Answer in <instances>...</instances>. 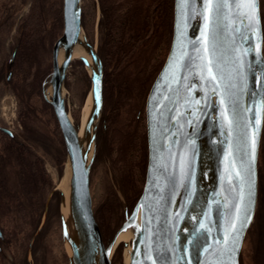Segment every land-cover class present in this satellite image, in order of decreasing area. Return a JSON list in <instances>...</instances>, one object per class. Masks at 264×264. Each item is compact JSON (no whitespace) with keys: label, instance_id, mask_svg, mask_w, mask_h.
I'll return each instance as SVG.
<instances>
[{"label":"water","instance_id":"1","mask_svg":"<svg viewBox=\"0 0 264 264\" xmlns=\"http://www.w3.org/2000/svg\"><path fill=\"white\" fill-rule=\"evenodd\" d=\"M62 18L43 95L66 149L60 223L68 263L110 264L118 235L132 228L127 264H239L256 207L264 116L259 0H173L169 50L145 103L144 184L107 245L93 217L89 191L102 64L81 23V0H63ZM75 57L91 84L81 135L62 96L67 67ZM12 60L13 55L6 64L7 79Z\"/></svg>","mask_w":264,"mask_h":264},{"label":"rangeland","instance_id":"2","mask_svg":"<svg viewBox=\"0 0 264 264\" xmlns=\"http://www.w3.org/2000/svg\"><path fill=\"white\" fill-rule=\"evenodd\" d=\"M120 2H124V0H111V4L113 3L117 7ZM62 5L63 0H0V126L10 129L14 137H18V139L29 137L30 149L41 157L46 175L51 181L50 187L46 191L44 208L41 211H34L28 205L27 200L25 201V198L23 200L17 199L20 203L13 202L10 212L0 211L2 236L0 243L4 255H8L10 262L14 259V262L19 263L26 252L40 260V263L38 260L37 264H68L60 223L61 191L64 190L61 182L62 175L67 168L66 149L52 105L43 95V90L47 86L43 82L48 79L52 70L51 47L63 29ZM261 12L264 19V0H261ZM113 16L117 22L119 19L117 10L113 11ZM60 17L61 21H59ZM101 17L102 13L98 0H81L83 29L85 35L94 41L96 46L100 35L98 21ZM154 24L150 28L151 32L156 30ZM21 30L31 40L30 42L37 43L40 40L41 45L37 47L39 58L30 63L29 70L14 71L13 76L15 78L8 81L6 64L12 57L11 51ZM118 30L115 27L111 29L114 37H118ZM171 34L168 33L165 39L152 45L143 67H129L133 76L139 78L144 75L147 76L146 84L141 91L138 89L136 91L133 87L131 88L136 82L133 80L128 82L131 96L125 102H118L119 123L116 125L113 116L115 109L109 105L106 97L105 79H107V74L112 72L109 78L112 81H114L113 79L117 80L118 73L120 71L125 72L123 69L129 64L125 59L126 54L118 56L116 62L109 58L105 66L102 63L105 95L103 110L101 109L97 126L106 121L109 125L108 132L111 135L108 133L109 136H106L105 141H99L95 137L94 161L92 160L89 172V191L96 223L108 241L112 239L124 221L123 202L125 201L127 205H130L134 195L142 191L145 178L143 176L144 179L142 180L139 172L144 173V175L146 173V169L141 170L140 167L141 156L143 154L144 161L145 147H147L146 97L152 81L167 56ZM262 52L264 53V44L262 45ZM18 55L19 53L16 55V63ZM36 83L37 87L39 84L38 90H36L39 92H28L30 90L28 87L34 89ZM26 86L28 87L25 90ZM90 88V76L87 69L81 60L77 57L73 58L67 67L62 96L71 121L74 123H78L80 120L81 109L89 99ZM113 92L114 96L118 95L119 97V91L113 90ZM47 96L50 98V89H48ZM133 106H135L136 112L132 111ZM106 110L110 112L109 115L104 113ZM139 110L141 113L137 117L136 113ZM108 119L111 120L110 123ZM28 120L37 133L36 135L27 133L25 124ZM118 132L121 136L126 134L133 136L134 140L127 149L121 141L116 139L115 136ZM8 136L7 133L0 130V144L7 140ZM144 142L146 146H144ZM6 171H8L9 183L16 187L18 184L17 177L13 173H9V170ZM258 172L256 208L253 221L243 240L241 264H264V125ZM127 178L131 179L129 185L126 182ZM16 189L20 191L17 187ZM19 194L22 193L19 192ZM47 197H49V201L45 210ZM111 202L116 203V211H109ZM125 243L127 241H120L118 245L115 244L111 251L110 264H125ZM128 243L131 245V242L128 241ZM0 264L9 263L3 262L0 256Z\"/></svg>","mask_w":264,"mask_h":264},{"label":"trees","instance_id":"3","mask_svg":"<svg viewBox=\"0 0 264 264\" xmlns=\"http://www.w3.org/2000/svg\"><path fill=\"white\" fill-rule=\"evenodd\" d=\"M98 2L102 13V17L99 19L98 53L102 63L105 66L109 58L116 62L118 56L126 54L125 59L129 64L123 69L125 72L119 70L117 80L113 79L117 81L116 83L109 78L112 72L107 74V79H105L107 85L106 97L110 103L109 105L115 109L113 116L116 125L119 123L117 116L118 102H125L131 96L128 82L132 80L136 82L134 86H131L136 91L137 89L141 91L146 84L147 76L144 75L142 78L133 76L129 67H143L152 45L165 39L167 34L172 32L173 0H124V2L119 3L118 7L114 6L113 3L111 4V0H98ZM259 7L262 32L264 33L261 0H259ZM114 10L118 11L119 19H117V22L113 16ZM59 21H61V17ZM153 23H155L156 30L151 32L150 28ZM113 27L119 29L118 37H114L111 33ZM30 41L27 36H24L22 43H20L19 55L15 65L18 67L17 71L29 70L30 63L39 58L37 47L41 45L40 40L37 43ZM27 87H25V90ZM38 87L36 83L34 89L28 87L30 88L28 92L36 91ZM113 90L119 91V97L118 95L114 96ZM25 126L27 133L37 134L29 120ZM115 137L124 144L125 149L134 140L132 135L121 136L119 132ZM29 140V137L18 139V137L8 136L7 140L0 144V211L10 212L13 202L20 203L17 199L23 200L24 198L34 211H41L44 208L46 191L49 189L51 181L46 175L41 157L30 149L29 144L31 143H29ZM6 170L17 177L18 184L16 187L20 191L9 183V175H7L8 171ZM126 182L129 185L131 179L127 178ZM19 192L22 194H19ZM110 206V212L117 210L116 203L111 202Z\"/></svg>","mask_w":264,"mask_h":264},{"label":"flooded vegetation","instance_id":"4","mask_svg":"<svg viewBox=\"0 0 264 264\" xmlns=\"http://www.w3.org/2000/svg\"><path fill=\"white\" fill-rule=\"evenodd\" d=\"M99 22V21H98ZM81 23H82V26H83V22H82V18H81ZM99 25V24H98ZM84 28V27H83ZM23 35V36H22ZM25 35H24V31H19V33H18V35H17V41H16V43H15V45H14V47H13V49H12V51H11V54L13 55V60H12V66H11V69H12V71L10 72V75H9V77H8V81H12L11 80V78L13 79V78H15L14 76H13V74H14V71L15 72H17V70H18V67H16L15 65H16V55H17V53H19V50H20V43H22V40H23V37H24ZM87 37V40L91 43V44H93L95 47H96V50H97V54H98V56H99V58H100V61H101V64H102V60H101V57H100V55H99V53H98V44H97V46L95 45V42L94 41H91L89 38H88V36H86ZM56 40V39H55ZM54 40V41H55ZM263 44H264V33H263ZM263 56H264V53H263ZM51 59H52V47H51ZM69 66V65H68ZM103 73V72H102ZM65 76H66V74H65ZM102 78H103V75H102ZM65 79V78H64ZM4 82H5V78H4ZM153 82V81H152ZM10 83V82H9ZM152 84V83H151ZM104 90H103V82H102V88H101V96H102V105H101V109L103 110V103H104V100H103V98H104ZM64 104H65V101H64ZM65 109H66V111H67V113H68V110H67V107H66V105H65ZM132 111H135L136 112V108H135V106H133L132 107ZM104 113H106V114H108L109 115V111L108 110H106ZM130 113H132V112H130ZM141 113V111L139 110V111H137V113H136V116L138 117L139 116V114ZM69 114V113H68ZM105 116V115H104ZM143 116H144V112H143ZM108 118V117H107ZM107 118H106V120H107ZM111 118V117H110ZM108 121H109V123L111 122V120L110 119H108ZM74 123V122H73ZM263 125H264V116H263ZM263 125H262V131H261V135H262V133H263ZM4 129H7V130H9V132H11V134H9V133H7ZM144 129V128H143ZM0 130L1 131H3V132H5V133H7L10 137H14V134H13V132L10 130V129H8V128H5V127H1L0 126ZM108 130H109V125L106 123V121H104L103 122V124H101V125H99V126H97L96 127V135H95V137H96V139H99V141L100 140H103V141H105V138H106V136L108 135L109 136V132H108ZM109 133V134H108ZM144 134H145V129H144V132H143ZM101 134V135H100ZM111 135V134H110ZM261 139H262V136L260 137V143H259V150H258V159H257V173H259L258 172V163H259V153H260V147H261ZM65 145V144H64ZM144 146H146L145 145V142H144ZM143 153V152H142ZM116 156V155H115ZM117 158V157H116ZM147 159H148V149H147V147H145V154H144V161H143V154H142V156H141V161H140V164H141V170L142 169H146L145 167H147ZM93 161H94V158H93ZM143 164H144V167H143ZM146 171V170H145ZM139 175L141 176V178H142V180L145 178V175H144V173L142 174V173H140L139 172ZM89 176H90V174H89ZM143 176H144V178H143ZM258 177H259V174H258ZM145 180V179H144ZM144 180H143V182H144ZM131 194V193H130ZM129 194V195H130ZM139 195H140V193H138V194H136V195H134V199H133V202H131L130 203V205H127L126 203H125V201L123 202L124 204L122 205L123 207V210H122V212H123V218H125V216L126 215H128L130 212H131V210H132V208H133V206H134V204L136 203V201H137V199H138V197H139ZM133 196V195H132ZM130 206V207H129ZM256 208V207H255ZM93 212V211H92ZM255 213V212H254ZM93 217H94V219H95V221L97 222V220H96V218H95V216H94V213H93ZM253 218H254V216H253ZM123 220V219H122ZM252 221H253V219H252ZM252 223V222H251ZM121 224V223H120ZM97 225H98V223H97ZM251 225V224H250ZM98 227H99V230H100V232H101V238H102V241H103V243L105 244V245H107L112 239H113V236H112V239L110 240V241H108V238H106L105 236H104V234L102 233V229L100 228V226L98 225ZM250 227V226H249ZM247 233V232H246ZM245 236H246V234H245ZM245 236H244V238H245ZM244 240V239H243ZM242 245H243V242H242ZM241 252H242V246H241V250H240V252H239V256H238V262H239V264H241L242 263V256H241ZM0 256H1V260H3V262H6L7 261V263H9V264H37L38 263V260L36 259V258H34L30 253H26L25 252V254H23V256H22V259H21V261L19 262V263H17V262H14V259H13V261L12 262H10L9 261V259H8V255L7 256H5L4 255V251H3V247H2V244L0 243ZM9 258H10V256H9ZM67 261H68V259H67ZM39 263H40V260H39ZM69 264V263H68Z\"/></svg>","mask_w":264,"mask_h":264},{"label":"bare ground","instance_id":"5","mask_svg":"<svg viewBox=\"0 0 264 264\" xmlns=\"http://www.w3.org/2000/svg\"><path fill=\"white\" fill-rule=\"evenodd\" d=\"M89 108H90V103H89V99L86 101L85 105L82 107L81 109V115H80V120L78 122L79 125V129H78V134L81 135L82 131H83V127L86 121V118L88 116V112H89ZM262 136V135H261ZM64 179H67V175L65 174ZM132 238V228H128L126 231L120 233L116 239L115 244L118 245V242L120 241H131ZM129 248H130V244L128 243L127 247L125 248V263L127 264L129 261Z\"/></svg>","mask_w":264,"mask_h":264},{"label":"snow or ice","instance_id":"6","mask_svg":"<svg viewBox=\"0 0 264 264\" xmlns=\"http://www.w3.org/2000/svg\"><path fill=\"white\" fill-rule=\"evenodd\" d=\"M209 4H211V0H208ZM241 6L239 3H238V7ZM205 51H207V49H205ZM209 75H211V69H209ZM213 79H215V77H213ZM237 176H239V173H237ZM250 190H249V198L251 197L252 193H251V186H249ZM241 199H243V196L241 197ZM239 206H237V212H239ZM233 228H235V225L233 224L232 226Z\"/></svg>","mask_w":264,"mask_h":264}]
</instances>
